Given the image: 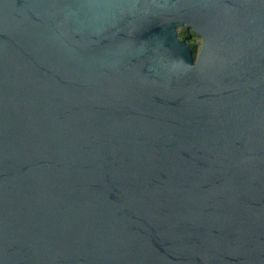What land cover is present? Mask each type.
I'll return each instance as SVG.
<instances>
[{"label": "water", "instance_id": "1", "mask_svg": "<svg viewBox=\"0 0 264 264\" xmlns=\"http://www.w3.org/2000/svg\"><path fill=\"white\" fill-rule=\"evenodd\" d=\"M0 264H264V0H0Z\"/></svg>", "mask_w": 264, "mask_h": 264}, {"label": "flooded vegetation", "instance_id": "2", "mask_svg": "<svg viewBox=\"0 0 264 264\" xmlns=\"http://www.w3.org/2000/svg\"><path fill=\"white\" fill-rule=\"evenodd\" d=\"M185 40L187 44L189 45L190 49L192 50L193 57H195L199 52V49L201 47V42H200V45H196L193 41V35L191 32L187 35V37H185Z\"/></svg>", "mask_w": 264, "mask_h": 264}, {"label": "rangeland", "instance_id": "3", "mask_svg": "<svg viewBox=\"0 0 264 264\" xmlns=\"http://www.w3.org/2000/svg\"><path fill=\"white\" fill-rule=\"evenodd\" d=\"M183 30V28H178V36L180 35L181 31ZM193 41L196 45H200V39L196 38L193 36Z\"/></svg>", "mask_w": 264, "mask_h": 264}, {"label": "trees", "instance_id": "4", "mask_svg": "<svg viewBox=\"0 0 264 264\" xmlns=\"http://www.w3.org/2000/svg\"><path fill=\"white\" fill-rule=\"evenodd\" d=\"M189 33H190V31L187 32L185 29H183V30L181 31L180 35H179V38H181V39H185V37H187V35H188Z\"/></svg>", "mask_w": 264, "mask_h": 264}]
</instances>
